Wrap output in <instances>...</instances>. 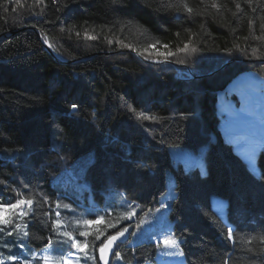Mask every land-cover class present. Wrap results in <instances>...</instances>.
<instances>
[{
	"label": "trees",
	"instance_id": "trees-1",
	"mask_svg": "<svg viewBox=\"0 0 264 264\" xmlns=\"http://www.w3.org/2000/svg\"><path fill=\"white\" fill-rule=\"evenodd\" d=\"M187 2L204 10L200 0ZM218 2L226 8L190 17L169 6L180 0H44L38 6L34 0H0V202L14 203L16 192L35 200L29 216L16 221L27 224L28 238L0 233L5 264H14L10 255L43 264L45 252L78 253V264H101L99 244L123 227L127 237L113 251L122 259L112 254L109 264L155 261L158 242L134 241L133 233L163 204L168 172L175 196L167 216L184 264H264V244L243 242L264 236V150L256 175L225 139L219 114V93L240 75L264 78V59L255 58L264 57V40L253 38L264 35V12L242 4L244 12L233 17L232 0ZM249 18L255 20L251 26ZM85 32L97 39L86 40ZM45 34L64 63L44 45ZM117 39L137 49L159 41L142 55L158 63L142 62ZM189 41L196 52L176 51ZM169 49L175 55L156 54ZM187 71L193 78L184 79ZM140 112L159 119H138ZM177 148L199 157L202 168L176 162ZM214 196L226 200L229 225L213 209ZM57 201L71 205L59 209L61 230L81 241L75 220L104 216L97 226L104 229L131 208L136 215L95 241L96 248L88 249L93 261L59 243L63 237L51 227Z\"/></svg>",
	"mask_w": 264,
	"mask_h": 264
},
{
	"label": "snow or ice",
	"instance_id": "snow-or-ice-1",
	"mask_svg": "<svg viewBox=\"0 0 264 264\" xmlns=\"http://www.w3.org/2000/svg\"><path fill=\"white\" fill-rule=\"evenodd\" d=\"M20 0H17V3H19ZM234 7L236 9L235 12H232L233 17H236L238 13H243L244 8L243 5H247L249 8H251L252 12L255 13L257 11V7L261 8V11L264 12V6H262V0H232ZM34 3L38 6L40 4L44 3V0H34ZM200 3L204 5L203 11H197L193 7H190L187 0H180V3L177 5L170 4V7H176L177 11H180L181 8L183 11H185L190 17L195 15H203L209 8L216 10L217 12H220L222 9L226 8V5L218 2V0H200ZM255 5V6H254ZM261 21V30L262 33H264V15H261L259 17ZM131 23V22H129ZM249 25H253L255 23V20L252 18H249L248 20ZM123 30V29H121ZM61 31H64V29H61ZM234 31V29H233ZM77 37H79L80 33H76ZM179 35V34H177ZM86 40H95L97 39L96 36L90 35L87 32H85ZM254 39L257 40H264V35L261 36H254ZM107 42L109 44L113 43L112 39H109L105 37ZM247 39V38H245ZM44 43L48 44L50 48H54V45L49 43L48 37L45 34L44 35ZM116 43L119 44L123 48H131L132 51H136L139 55H144L145 52H149L150 49H155L156 44H159V41H155L153 43L147 44L142 49H137L136 47H133L131 44H125L123 41H120L119 39L116 40ZM163 48L168 49L169 46L167 44L162 45ZM236 47H239L236 45ZM177 52H196L197 49L195 46H191V41L188 43H185L183 47H178L176 49ZM151 54V53H150ZM157 55H167L172 56L175 55L174 52H172L170 49L167 53H160L157 52ZM147 58V57H145ZM256 59H264V57L257 56ZM179 63H184L183 60L178 61ZM72 109H76L78 105L72 104ZM133 110L134 109H130ZM137 118L142 120H157L158 117L152 115H146L143 112L137 113ZM12 191L16 192L15 189H12ZM17 199L14 203H3L0 202V233H4L6 236H13V234H16L21 240L28 238L30 236V232L27 230V224L26 223H19L16 222L17 220H23L25 217L29 216V213L33 210L34 205V197L31 193H29L27 196H25L21 192H16ZM43 202L47 203L48 198L45 196L43 197ZM168 205L162 204L161 207H167ZM55 207L57 211L55 212L56 219L51 220V227L53 230H55L60 237H63V240L59 241V243H69L71 248L77 249L80 253H83L84 257L91 259L93 261L96 260L95 256H92L89 254L88 249L96 248L95 241H100L102 236H105L106 230L108 228H116L117 224L121 219H131L133 216L136 215L135 208H131L129 211L121 214L118 218H116L115 222L109 221L106 224V227L104 229H101L100 227H97L98 225L105 222L104 216H99L95 220H88V219H82V220H75L73 223L76 225H79L83 230L79 231V236L85 237L84 241H81L77 239L72 231L68 230H61L62 227H64V221L61 219V213L59 211L60 208L69 209L71 210L70 204H62L61 202L57 201L55 202ZM160 209H157L159 211ZM45 215H49L48 213H45ZM111 214H109L110 216ZM15 218V219H14ZM146 223L145 220H140L139 224L137 225V229H139L140 224ZM8 226H12L11 230H8ZM129 229L127 227H123L118 229L114 234L107 235L106 239H104L98 247L99 251V259L103 261V264H109L108 261V254L112 252L113 246L117 243V241L121 240L125 237V234L128 233ZM135 233H133L134 235ZM89 236H94V241H88ZM227 238L229 240L233 239V229L229 228L227 233ZM259 240L262 244H264V236L259 237H250L247 240L243 241L245 244H250L253 240ZM54 241L51 238H48V244L46 245V248L51 249L53 247ZM7 247V242L4 245ZM159 247H163L165 249H175L176 251L173 253H167L171 255H179L183 256L184 252L180 248V240L177 238L174 234L165 235L162 240H160L157 245ZM21 248H24L25 245L23 243L20 244ZM249 251H252V249H249ZM261 253H264V248L259 249ZM115 258L117 260L122 259L121 254L117 251L113 253ZM73 253H69L68 256H61V257H52L48 252H45V254L40 257L39 259L43 260V264H74V261L71 259L73 256ZM35 258V257H34ZM9 260L13 261L14 264H32L31 260L23 259L21 260L19 256L17 255H10L8 257ZM79 257H77L75 264H78ZM0 264H5L4 259H0ZM223 264H228V261L225 260Z\"/></svg>",
	"mask_w": 264,
	"mask_h": 264
},
{
	"label": "rangeland",
	"instance_id": "rangeland-1",
	"mask_svg": "<svg viewBox=\"0 0 264 264\" xmlns=\"http://www.w3.org/2000/svg\"><path fill=\"white\" fill-rule=\"evenodd\" d=\"M187 73H190L191 76H188ZM191 78H193V74L187 71L184 79ZM263 90L264 78L262 76L256 73H244L225 91L219 93V114L224 137L233 144L238 154L243 151V148L255 149L250 155H240L252 172L258 169L255 154L264 148V94H258L259 92L264 93ZM172 157L187 169L195 166L202 168L199 157L190 154L186 149L173 150ZM174 196V181L171 173L168 172L163 204L169 207ZM211 202L213 209L229 225L226 200L214 196ZM167 207H160L159 211L145 220L146 223L140 224L139 229L135 232L134 241L151 239L159 242L165 235L171 234L172 222L167 216ZM175 251V249H165L161 246L158 248L155 261L146 264H184L181 256L167 254ZM76 254L78 253L71 257L74 264Z\"/></svg>",
	"mask_w": 264,
	"mask_h": 264
},
{
	"label": "water",
	"instance_id": "water-1",
	"mask_svg": "<svg viewBox=\"0 0 264 264\" xmlns=\"http://www.w3.org/2000/svg\"><path fill=\"white\" fill-rule=\"evenodd\" d=\"M43 43H44V40H43ZM49 43H50V42H49ZM44 45L46 46V48H47L52 54L55 55L56 59H57L59 62H63V63H64V61H62V60L60 59V57H58V56L54 53L53 49L50 48V47L48 46V44H45V43H44ZM136 56H137L142 62L147 63V64H155V63H158L157 61L147 60V59L144 58L142 55H139V54H137V53H136ZM233 62H235V60L228 61L227 63H225V64L221 67L220 70H224L229 64H231V63H233ZM126 237H127V235L125 234V237L122 238L121 240L117 241V243H118V242H123V241L126 239ZM117 243H116V244H117ZM116 244H115V245H116ZM115 245H114V246H115ZM114 246H113L112 252H110V253L108 254V261H109V263H110V259H111V256H112V254H113V251H114ZM99 255H100V254H99ZM100 262H101V264H103V261L100 260Z\"/></svg>",
	"mask_w": 264,
	"mask_h": 264
},
{
	"label": "crops",
	"instance_id": "crops-1",
	"mask_svg": "<svg viewBox=\"0 0 264 264\" xmlns=\"http://www.w3.org/2000/svg\"><path fill=\"white\" fill-rule=\"evenodd\" d=\"M253 150H255V149H254V148H248V149L243 148V151H241L239 155H241V156H242V154H243V155H246V154H249V155H250L251 153L254 152ZM263 150H264V148H262L258 153L256 152L255 157L258 158V155H259ZM252 155H253V154H252ZM241 156H240V157H241ZM253 173L256 174V175H258V174H259V168L256 169Z\"/></svg>",
	"mask_w": 264,
	"mask_h": 264
},
{
	"label": "built area",
	"instance_id": "built-area-1",
	"mask_svg": "<svg viewBox=\"0 0 264 264\" xmlns=\"http://www.w3.org/2000/svg\"><path fill=\"white\" fill-rule=\"evenodd\" d=\"M187 75H188V76H191L190 73H187ZM263 91H264V90H263ZM258 94L260 95V94H264V93L259 92Z\"/></svg>",
	"mask_w": 264,
	"mask_h": 264
}]
</instances>
